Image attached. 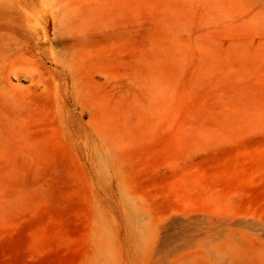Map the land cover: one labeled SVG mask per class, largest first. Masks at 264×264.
Wrapping results in <instances>:
<instances>
[{"label": "rangeland", "instance_id": "rangeland-1", "mask_svg": "<svg viewBox=\"0 0 264 264\" xmlns=\"http://www.w3.org/2000/svg\"><path fill=\"white\" fill-rule=\"evenodd\" d=\"M98 208L117 264H264V0H0V264H96Z\"/></svg>", "mask_w": 264, "mask_h": 264}, {"label": "bare ground", "instance_id": "bare-ground-1", "mask_svg": "<svg viewBox=\"0 0 264 264\" xmlns=\"http://www.w3.org/2000/svg\"><path fill=\"white\" fill-rule=\"evenodd\" d=\"M109 153V152H108ZM107 153V154H108ZM110 154V153H109ZM101 155V154H100ZM107 156V155H106ZM109 157V156H108ZM102 158V157H101ZM107 158V157H106ZM99 159V158H97ZM105 159V157L103 158ZM108 159V158H107ZM102 162V161H101ZM104 162V161H103ZM107 162V161H106ZM105 162V163H106ZM105 163H98V169L101 173V175H103V173H105L104 169H105ZM107 166V165H106ZM125 199V205H126V209L128 214H130V212L132 213V210L137 212L136 208L134 207V205L130 202V200H128L127 198ZM138 214V213H137ZM130 216V215H129ZM134 216V215H133ZM137 216V215H136ZM131 219L128 220L129 224L132 227V222L131 220H135L132 218V216L130 217ZM128 219V218H127ZM210 222V221H209ZM136 223V222H135ZM207 223V222H206ZM205 224V223H204ZM201 225V224H200ZM136 226V225H135ZM140 226V225H138ZM221 226V225H220ZM227 226V225H226ZM191 227V226H190ZM189 227V228H190ZM195 227V226H194ZM208 228H211V225H207ZM188 229V228H187ZM205 229V228H204ZM96 237L98 240V250H97V254H96V264H117V256H116V247H115V240H114V236L113 233L111 231V227L110 224L106 218V215L104 213L103 210H101L100 208L97 209L96 212ZM140 230V229H139ZM144 230V229H143ZM146 230V229H145ZM186 230V229H185ZM145 233V232H144ZM147 234V233H145ZM138 235V234H137ZM136 235V236H137ZM149 235V234H148ZM138 237V236H137ZM144 237V236H143ZM147 237V235H146ZM152 237V236H151ZM155 237V236H154ZM148 238V237H147ZM146 238V239H147ZM153 238V237H152ZM186 239V238H185ZM187 239L188 236H187ZM136 238H135V242H136ZM193 241V240H192ZM187 242V241H186ZM137 246L138 243H135ZM171 253V252H170ZM151 258V257H150ZM162 260H159L158 262H155L154 264H159Z\"/></svg>", "mask_w": 264, "mask_h": 264}]
</instances>
